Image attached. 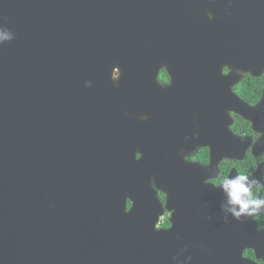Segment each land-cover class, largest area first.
I'll return each instance as SVG.
<instances>
[{
    "label": "water",
    "instance_id": "1",
    "mask_svg": "<svg viewBox=\"0 0 264 264\" xmlns=\"http://www.w3.org/2000/svg\"><path fill=\"white\" fill-rule=\"evenodd\" d=\"M243 27L238 65H262L264 0H0V264L246 263L209 228L185 231L178 202L156 229L150 177L164 186L168 150L137 161L122 116L154 101L142 69L166 63L204 92L197 77L236 57L226 38ZM262 107L241 111L258 130Z\"/></svg>",
    "mask_w": 264,
    "mask_h": 264
},
{
    "label": "flooded vegetation",
    "instance_id": "2",
    "mask_svg": "<svg viewBox=\"0 0 264 264\" xmlns=\"http://www.w3.org/2000/svg\"><path fill=\"white\" fill-rule=\"evenodd\" d=\"M215 19L210 12V21ZM240 31L235 33L233 29L232 36L226 38L231 55L236 57L231 62L219 61L220 65L211 67V75L197 77L196 84L206 87L204 92L184 93L183 75L172 73L175 69L166 63L156 76L142 69L138 86L151 89L154 101L148 100L147 106L141 108L129 105L122 116L128 120L125 128L133 137L137 161L161 145L168 150L164 186H158L155 177H150L162 210L156 229L172 226L178 202L185 231L196 233L209 228L215 232L213 239L218 246L241 250L247 260L233 264H264V206L252 215L236 218L228 193L218 190L224 179L243 174L255 181L251 185L253 196L264 199V107L260 109L259 130L242 114L245 107L257 106L264 100V62L259 66L238 65L239 55L250 56L249 29L246 34L244 27ZM259 46L262 50L257 51L264 56L262 40ZM124 76L125 69L116 66L113 80L117 85ZM171 158L183 161L172 162ZM144 176L142 173L138 180ZM206 200L211 201L212 209ZM218 201L223 203L221 209ZM132 206L133 201L127 197V210ZM235 209L238 211L239 206ZM225 254L233 255L229 250Z\"/></svg>",
    "mask_w": 264,
    "mask_h": 264
},
{
    "label": "clouds",
    "instance_id": "3",
    "mask_svg": "<svg viewBox=\"0 0 264 264\" xmlns=\"http://www.w3.org/2000/svg\"><path fill=\"white\" fill-rule=\"evenodd\" d=\"M254 183L255 181H250L243 174L223 180L222 187L229 195V202L234 206L232 211L236 218L241 215H252L254 211L264 206V199L255 198L252 194L251 185ZM235 206H239L238 211Z\"/></svg>",
    "mask_w": 264,
    "mask_h": 264
},
{
    "label": "bare ground",
    "instance_id": "4",
    "mask_svg": "<svg viewBox=\"0 0 264 264\" xmlns=\"http://www.w3.org/2000/svg\"><path fill=\"white\" fill-rule=\"evenodd\" d=\"M233 46V45H232ZM121 81V80H120Z\"/></svg>",
    "mask_w": 264,
    "mask_h": 264
}]
</instances>
